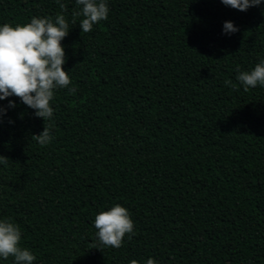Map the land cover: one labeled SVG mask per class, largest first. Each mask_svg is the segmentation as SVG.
I'll return each mask as SVG.
<instances>
[{
  "label": "trees",
  "instance_id": "16d2710c",
  "mask_svg": "<svg viewBox=\"0 0 264 264\" xmlns=\"http://www.w3.org/2000/svg\"><path fill=\"white\" fill-rule=\"evenodd\" d=\"M61 2L0 0V26L62 14L70 30L76 92L56 90L51 143L32 139L35 110L0 100V220L33 264H264V87L245 92L236 71L264 60V3L106 0L108 19L83 33L81 6ZM116 204L135 223L119 249L94 227Z\"/></svg>",
  "mask_w": 264,
  "mask_h": 264
},
{
  "label": "clouds",
  "instance_id": "9594fccd",
  "mask_svg": "<svg viewBox=\"0 0 264 264\" xmlns=\"http://www.w3.org/2000/svg\"><path fill=\"white\" fill-rule=\"evenodd\" d=\"M60 9L67 11L61 0H56ZM233 9L247 11L258 7L264 0H221ZM81 6L80 12L73 13L75 17L82 15L80 22L83 33L93 30L94 25L107 20L109 7L106 0H76ZM69 25L64 15L58 14L55 22L51 18L33 17L29 23L15 26L5 23L0 26V100L17 97L22 103L35 110V116L45 121L44 130L34 135L41 146L51 143L53 136L46 121L53 118L54 108L51 102L57 89L67 88L75 94L76 89L69 87L72 80L69 71H65L67 63L65 47L62 41L69 34ZM239 28L232 21L223 25L224 34H233ZM237 80L245 92L257 86L264 87V60H261L250 71H241L237 67ZM226 86L235 88L231 80L225 81ZM9 107H15V101H9ZM7 109L0 107V116ZM7 157L0 155V163L6 164ZM97 237L100 245L119 249L123 246L125 237L129 240L135 235V223L130 211L116 204L109 210L99 212L94 219ZM22 232L18 224L10 219L0 220V258H14V264H33L36 256L27 248L21 247ZM99 249V248H96ZM100 250V249H99ZM130 264H139L132 260ZM146 264H157L149 258Z\"/></svg>",
  "mask_w": 264,
  "mask_h": 264
}]
</instances>
